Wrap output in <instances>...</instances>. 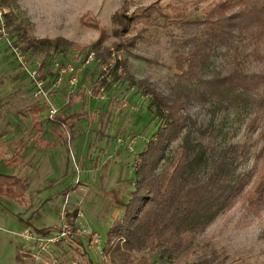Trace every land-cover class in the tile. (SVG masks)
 <instances>
[{
	"label": "rangeland",
	"instance_id": "374dc122",
	"mask_svg": "<svg viewBox=\"0 0 264 264\" xmlns=\"http://www.w3.org/2000/svg\"><path fill=\"white\" fill-rule=\"evenodd\" d=\"M5 1L2 5L9 20H13L8 24L11 37L15 25L22 24L29 27L35 37L36 34L50 38L62 36L76 43L69 59H61L64 62L74 61L77 55L84 56L98 43L95 51L99 55V64L95 62L84 69L75 90H87L88 94L102 70L106 81L112 83L105 89L104 96L86 99V107L81 101L68 105L66 111L72 115V122L66 124L63 121L64 130L57 122L54 127H49L46 136L56 145L40 152L31 149L33 167L25 173L0 156V173L22 174L29 186L26 202L0 196V264H47L45 255L38 249V237L58 235L63 224L62 212L66 208L79 207L78 224L83 229L100 233L102 248L113 221L124 214L135 213L142 197L150 192L148 185L144 190L136 189L135 163L138 160L141 164L138 154L155 136L161 121L149 115L150 97L131 86L132 81H144L159 94L181 102L177 114L182 127L163 152L155 154L158 159L151 173L153 177L165 173L167 179L170 178L171 172L166 169L172 165L175 149L188 143L191 154L173 182L176 187L183 186L180 185L182 182L186 185L195 172L196 180H203L214 158L245 139L252 105L221 98L208 86L213 75L226 70L230 56L224 48L214 46L203 64L200 80L184 83L175 77V56L188 50L195 35L198 36L194 24L162 15L148 24L132 23L128 30L125 26L127 18L152 3L162 7L178 5L185 8L182 19H195L202 16L206 5L216 0ZM165 10L170 13L169 9ZM29 60L33 64L42 61V57L30 55ZM116 61H120L116 69L119 80L112 79L110 70ZM1 79L0 87L13 88L9 91L23 87L29 92V105L36 101L32 80L20 68L3 39H0ZM123 80L126 81L122 83ZM65 84H61V89ZM17 96L13 94L14 99ZM64 103L53 102L57 109ZM28 110L25 103L0 109V121L6 117L16 122L24 119L31 124L32 114L27 113ZM27 126L24 123L22 128ZM52 128L62 138L57 139ZM24 136L21 139H25ZM6 137L8 142L14 139L9 135ZM252 149L244 151L230 169H250ZM249 186L248 183L247 188ZM133 228L138 233V241L143 237L142 233L152 231V227L136 223ZM25 230L32 232L33 240L21 237ZM195 244L197 254L181 264H264V209L254 215L244 208L242 200H237L197 233ZM122 250L120 246V249L104 251L103 259L101 248H89L87 238L73 237L51 245V252L64 264H85L90 257L93 264H102V261L112 264V260L123 257ZM141 253L143 251L134 255L139 257Z\"/></svg>",
	"mask_w": 264,
	"mask_h": 264
},
{
	"label": "trees",
	"instance_id": "16d2710c",
	"mask_svg": "<svg viewBox=\"0 0 264 264\" xmlns=\"http://www.w3.org/2000/svg\"><path fill=\"white\" fill-rule=\"evenodd\" d=\"M5 2L2 0V3ZM184 12L185 8L178 5L162 7L158 3H152L138 14L127 18L125 26L128 30L132 23L148 24L162 15L194 24L199 32L198 36L195 35L188 50L175 56V77L184 83L200 80L203 64L214 46L224 48L230 56L226 70L213 75L208 86L212 93L221 98L252 105L246 123L247 135L243 141L235 143L230 149L224 150L220 157L214 158L211 169L203 180H196L197 172H193L194 177L186 185L182 182L180 185L183 186L176 187V182H173L191 154L188 143L175 149L172 165L166 169L171 172L170 178L167 179L165 173L153 177L151 173L158 159L155 154L163 152L182 127L177 114L181 102L159 94L144 81H132L131 86L150 97L148 113L153 118H159L161 123L155 136L138 154L141 164L137 163L135 166L136 189L144 190L148 185L150 192L142 197L133 215L124 214L121 219L113 221L107 231L101 256H106L105 252L114 248H123V257L112 260V264H181L183 260L197 254V233L215 215L237 200H242L244 208L254 215H259L264 209V0L212 1L202 9V16L195 19H182ZM6 18L8 24L13 22L9 20L8 14ZM13 37L29 56L42 57V76L50 79V83L56 77L57 65L67 63L61 59H69L76 46L75 42L62 36L35 37L30 33L29 27L22 24L15 25ZM97 45L98 43L94 44L87 53L96 50ZM83 57L74 56V62H79ZM119 62L116 61L110 68L114 80L120 79L116 74ZM98 64L97 61L96 65ZM104 73L102 70L99 80L92 84L93 88L111 86L112 82L101 78ZM124 81L126 80L121 82ZM84 100V91L71 93L68 104ZM34 110L36 117L38 109ZM40 110L44 111L45 108ZM71 117L72 115L63 111L51 120L60 121L58 124L63 121L69 124L72 122ZM250 148H253L252 167L247 170L230 169L233 161L240 160L242 153ZM248 183L250 186L247 188ZM27 192L28 185L21 177L0 173V196L24 202ZM66 217L75 224L78 212L67 210ZM135 223L146 228L152 227V231L142 233L143 237L138 241V233L133 228ZM141 251L143 253L139 257L134 255ZM81 257L84 258L85 255L82 254ZM85 264H93L91 257Z\"/></svg>",
	"mask_w": 264,
	"mask_h": 264
},
{
	"label": "built area",
	"instance_id": "2783aa9c",
	"mask_svg": "<svg viewBox=\"0 0 264 264\" xmlns=\"http://www.w3.org/2000/svg\"><path fill=\"white\" fill-rule=\"evenodd\" d=\"M7 10L2 5V0H0V39H3L7 42L8 46L13 52L15 59L19 63L20 68L30 77L32 83L34 84L33 96L37 100L44 102V105L48 111V118L54 119L59 113L52 102V90L53 88L60 87L61 84L67 82L73 89L79 85L80 78L84 69L93 63L99 61L98 55L95 50H90L83 59L79 62H67L57 65V74L52 83L50 79L44 78L42 76V62L37 61L33 64L30 63L29 55L23 51L21 46L15 42L13 37L10 36L8 30V23L6 18ZM104 75L101 77L103 78ZM50 85V87H49ZM106 87L101 85L97 89L90 88L88 90L89 97H102L104 96ZM137 162L135 163V166ZM67 202V201H66ZM68 208L64 209L62 212V229L58 235L54 237L41 236L38 237V249L42 255H45L47 264H64L53 252H51V245L53 243H59L63 240H72L73 237L87 238V243L89 248H101V254L103 253V238L100 233L94 230L83 229L77 222L72 224L66 217ZM21 237L27 240H33L34 235L30 230H25L21 233ZM47 256V258H46ZM105 259V256H104ZM72 264H76L73 262Z\"/></svg>",
	"mask_w": 264,
	"mask_h": 264
},
{
	"label": "crops",
	"instance_id": "0c3cea01",
	"mask_svg": "<svg viewBox=\"0 0 264 264\" xmlns=\"http://www.w3.org/2000/svg\"><path fill=\"white\" fill-rule=\"evenodd\" d=\"M36 35L38 38L44 37L42 36V34H36ZM1 81L2 79L0 80V82ZM80 81H81V78H80ZM7 88L0 87V109L7 110L10 108V106L12 107V105L14 104H16L17 106L18 104L25 103L29 109L27 113L31 112L32 114V121L30 124L29 121H26L24 119H23L24 121L22 120L21 122L19 121L16 122L14 120H9L6 117L2 118L3 121H0V156L5 157V160H7L9 164H16V166L21 170V173L23 172L25 173L28 169L33 167V157H32V153H30L31 149L37 150L38 152H40V150H43V148H46V147L52 148L53 146H55L56 142L54 143L50 142L46 136V133L49 130L50 126L54 127L53 124L56 122H57L56 124L59 125L62 128V130H64L63 128L64 125L61 126V124H58L57 120L48 119L47 108L41 100L36 99L35 102L29 105V101L27 100L29 98V92L27 91V89L23 87H18L15 89L16 93H14L15 90L9 91L10 89H13V88H9L8 90ZM78 92H82V91H80L79 89L73 91L72 87L67 82L62 89L61 87L53 88L52 101L53 102L56 101L57 103H60L61 101H65L64 106L59 107L60 108L59 113L64 111L66 114H68L66 110L69 105L68 104L69 95L71 93H78ZM84 92H85V100L82 102V104L84 107H86V99L88 101L92 99L93 97L92 98L89 97V95L87 94V90ZM13 94H16V95L18 94L16 99L13 98ZM42 107L45 108L44 111L40 110ZM35 108L38 109L36 117H35V110H34ZM20 109L21 108H19L18 111ZM42 113H45V115L43 116ZM24 123L28 125L27 128L25 129L22 128L24 126ZM73 126H74V123H73ZM51 132L54 133L57 139L62 138L61 137L62 135L56 130H54V128L51 129ZM27 134L30 135V138L27 137ZM8 135L14 138L12 142L7 141L6 136ZM22 136H24L25 139H21ZM2 174H7V173H2ZM17 176L25 180L28 185L27 180L24 179V176L22 174H19ZM28 189H29V186H28ZM24 202H26V197H25ZM78 209L79 207L75 206V207L69 208V211L79 212ZM76 222L78 223L77 220ZM43 233H47V231H43Z\"/></svg>",
	"mask_w": 264,
	"mask_h": 264
}]
</instances>
